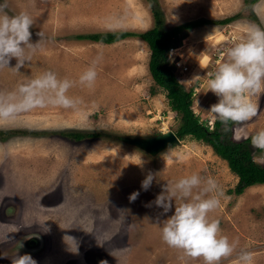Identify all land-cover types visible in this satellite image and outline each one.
Segmentation results:
<instances>
[{"label": "rangeland", "instance_id": "obj_1", "mask_svg": "<svg viewBox=\"0 0 264 264\" xmlns=\"http://www.w3.org/2000/svg\"><path fill=\"white\" fill-rule=\"evenodd\" d=\"M262 1L159 0L169 27L200 20L233 19L226 24L185 30L169 54L177 79L187 91L194 92L193 110L207 124V110L218 100L212 92L206 93L207 73L223 62L226 50L245 35L250 25L264 29L253 12ZM5 4L9 15L24 11L31 16L32 42L40 41L35 51L30 52L31 59L19 71L14 69L15 59L9 67L0 68V92L13 91L19 84L52 71L58 78L74 82L67 95L79 103L75 109L36 108L0 124V131L30 133L16 134L6 140L0 138V264H11L13 256L25 254L22 244L33 235H41L44 240L43 256L49 252L37 264H100L101 261L110 264L112 253H116L106 249L111 243H103V239L95 242L99 236L81 233L76 225L71 236L55 234L56 229L51 228L53 216L60 218L65 207L67 214L73 212L75 218L85 212V208L81 209L86 204L83 201H90L92 194L89 187L83 191L84 184L99 188L95 195L97 205L103 207L101 226L134 230L128 236L129 249H142L137 262L172 264L180 259V264H203L202 258L183 257L179 250L162 241L159 222L172 212L165 215L162 208L150 203L164 185L192 174L203 179L214 178L218 190L223 192L219 197L220 207L209 213V217L220 221L221 235L227 236L236 247L221 264H236L242 250L252 253L253 264H264V185L238 195L239 179L227 162L216 156L210 146L191 138L155 157L129 145L128 138L177 133L180 126V118L168 106L165 91L150 74L151 51L138 38L112 45L80 39L98 33L148 31L154 21L147 1L2 0V5ZM183 60L189 67L185 74L174 68ZM93 65L97 71L95 83L92 87L81 85L80 75ZM253 100L259 105V112L243 125L233 124L230 135L236 142L264 129V93ZM64 131L101 136L81 142L50 136ZM252 150L255 161L264 166V159H260L264 152L253 147ZM5 165L15 167L8 170L4 169ZM128 173L134 176L130 181L125 175ZM149 174L155 179L145 191L141 185ZM107 180L108 187L111 182L114 187L106 194ZM14 188L25 196L27 203L17 200ZM135 192L139 195L130 202L129 197ZM150 206L160 216L149 212ZM174 207L175 201L173 212ZM145 217L151 220L146 221ZM146 224L150 231L160 234L152 235L142 246L143 238L148 235ZM71 241L72 247H66ZM120 241L122 247L127 244Z\"/></svg>", "mask_w": 264, "mask_h": 264}, {"label": "clouds", "instance_id": "obj_2", "mask_svg": "<svg viewBox=\"0 0 264 264\" xmlns=\"http://www.w3.org/2000/svg\"><path fill=\"white\" fill-rule=\"evenodd\" d=\"M5 8L6 4L0 5V68L9 67L11 60L15 59L14 69L19 71L31 59L30 52L35 51L40 40L32 42L30 29L33 20L27 12L9 15ZM37 35L41 37L40 33ZM207 77L206 93L212 92L218 98L207 110L210 130H214L212 125L216 121L229 131L230 123L243 125L257 116L259 105L253 97L264 93V29L250 25L245 35L226 50L223 62L213 72L207 73ZM96 78L97 71L93 65L80 75L79 83L92 87ZM195 78L199 79V76ZM73 86V81L60 79L56 73L47 71L19 84L13 91L0 92V124L36 108L75 109L79 101L67 95ZM199 122L205 124L203 118ZM234 139L240 137L234 136ZM251 145L264 152V129L251 137ZM153 179L155 177L149 174L142 181L145 191L151 187ZM196 189L199 191L194 192ZM210 193L216 194L208 195ZM138 195L139 192L132 193L130 202H134ZM220 196L223 192L218 190L216 180L212 177L203 179L198 174L164 185L154 202H150L162 208L165 215L172 212L159 222L162 241L179 250L183 257L202 258L203 264H221L223 259L233 254L236 244L221 235L220 221L209 217V213L220 207ZM11 264H37V261L25 253L13 257ZM100 264H106V261ZM236 264H253L252 253L242 250Z\"/></svg>", "mask_w": 264, "mask_h": 264}, {"label": "trees", "instance_id": "obj_3", "mask_svg": "<svg viewBox=\"0 0 264 264\" xmlns=\"http://www.w3.org/2000/svg\"><path fill=\"white\" fill-rule=\"evenodd\" d=\"M153 16V27L146 32H108L80 37L81 40L92 41L105 45H112L128 38H138L147 44L151 51L149 71L155 84L166 93L168 106L180 118V126L177 136L180 140L191 138L210 146L216 156L226 161L230 171L238 179L236 193L242 194L246 189L264 185V166L254 159L251 137L244 141L236 142L231 138L230 130L225 131L224 125L219 121L214 123V130H210L208 124H201L200 117L193 110V91H187L179 82L170 65L169 54L179 36L188 29L197 28L206 24H226L230 21H207L200 20L187 24L169 27L159 0H146ZM259 0H255L257 2ZM230 129L233 124H229ZM30 135L28 132L0 131V138L6 140L15 135ZM32 135V134H31ZM38 136V135H35ZM51 137H61L75 142L88 139H99L100 133L64 131L52 133ZM258 152H262L258 149Z\"/></svg>", "mask_w": 264, "mask_h": 264}, {"label": "crops", "instance_id": "obj_4", "mask_svg": "<svg viewBox=\"0 0 264 264\" xmlns=\"http://www.w3.org/2000/svg\"><path fill=\"white\" fill-rule=\"evenodd\" d=\"M0 5H2V0H0ZM253 12L255 13V15H256L257 19L260 21V23L262 25H264V0L255 6ZM62 139H64V138H62ZM11 166L12 165H5L4 169L10 170ZM14 167L15 166H12L13 169H14ZM125 175H126L128 181L132 180L134 177L133 175L130 176L129 173L125 174ZM107 183H108V180L106 181V183L104 185L106 188V194L114 187V183L111 182V187H108ZM85 187H89L91 189L92 197L89 200L90 201L93 200L92 201L93 205L90 203V201H83L86 204L81 209L85 208V212L82 215H79V217H77V218L73 217V212H71L70 214H67V212L65 211L66 207L63 209V211H61V213H62V216H61L62 218L60 217L61 219L58 218L56 215H54L52 223H51V228L56 229L55 234H61V232H62L63 235H65V236H66V234H69V236H71V233H72L71 229H73L74 225H76V228H78L79 232H81V233H85L86 235H97V236H99L96 240H94L95 242H99L100 240L103 239L102 240L103 243H111L113 245V246L111 245L110 247H106V249H110V250L112 249L113 251L114 250L116 251V253L115 252L112 253V257H111L112 262L110 264H144L141 261L137 262V260H136V258L138 259V255L140 254L142 249H141V251H139V248H135V247H130L132 249H129L130 239L128 236L133 234L134 230L132 229L129 231V229H128L126 231L125 230L122 231L121 229L117 228V226H115L116 228H113V229H108L107 227L101 226L99 219L101 222H103L102 221L103 216H101V214H103V207L97 205L96 201H98V197L96 198V195H95V190L99 191V188L97 186L95 187L93 185L84 184V186L82 188L83 191H84ZM13 190H14L13 195L15 193L18 201H21L23 203L28 202L25 199V196H22V194L18 190H15V188ZM103 197L99 198V199L102 200ZM12 202H13L12 206H14V204L17 201L15 200ZM96 211H97V213H96ZM148 211L153 213V214L160 216V213L155 212L153 210V208H151V206H150V209L148 208ZM63 215H65V216H63ZM96 217H98V219H96ZM147 220H151V219L146 218V221ZM155 221H158V220L156 219ZM103 224H105V223H103ZM154 226H156V225H154ZM149 228H151V227L148 224H146L145 230L148 232V235L143 238L142 246L144 245L145 242H147L149 240V238L152 235L160 234L159 232L154 233V230L150 231ZM7 230H8V227H7ZM100 231H102V233H100ZM6 233H9V231H7ZM101 234L103 236H100ZM100 237H102V238H100ZM120 240L127 242V244L124 245V247H122ZM71 245H72V241L69 242V244L66 245V247H68V246L72 247ZM4 248H2V250ZM131 251H132V253H130ZM180 262H181V260L179 259L178 261L172 262V264H180ZM145 264H147V263H145ZM148 264H158V262L155 261V262H151ZM169 264H171V263H169Z\"/></svg>", "mask_w": 264, "mask_h": 264}, {"label": "water", "instance_id": "obj_5", "mask_svg": "<svg viewBox=\"0 0 264 264\" xmlns=\"http://www.w3.org/2000/svg\"><path fill=\"white\" fill-rule=\"evenodd\" d=\"M126 142L129 145L139 148L153 157L173 148L176 145L181 144V140L179 139L177 134L172 131L152 137H145V138L132 137V138H128ZM36 242L38 244L37 249L42 248V245H44L43 244L44 240L40 239L37 235H33L29 238H26L22 244L24 250L34 251L33 248L36 247L35 245ZM29 244L31 245V247H28Z\"/></svg>", "mask_w": 264, "mask_h": 264}, {"label": "flooded vegetation", "instance_id": "obj_6", "mask_svg": "<svg viewBox=\"0 0 264 264\" xmlns=\"http://www.w3.org/2000/svg\"><path fill=\"white\" fill-rule=\"evenodd\" d=\"M12 138V137H11ZM40 239H43L42 238V236L41 235H37ZM44 244V243H43ZM35 245H36V247L35 248H33L34 249V251H31V250H25V252L26 253H29V254H31V256L38 262H40V261H42V260H44L47 256H49L48 255V253H47V255H45V256H43L44 254H45V252H46V249H44V247H45V245H42V248H38L37 249V242L35 243ZM28 247H31V245L29 244V246ZM50 251V250H49ZM19 254V253H18ZM15 256H17V255H15ZM41 256H43L42 258H41ZM14 257V256H13Z\"/></svg>", "mask_w": 264, "mask_h": 264}, {"label": "built area", "instance_id": "obj_7", "mask_svg": "<svg viewBox=\"0 0 264 264\" xmlns=\"http://www.w3.org/2000/svg\"><path fill=\"white\" fill-rule=\"evenodd\" d=\"M169 61L171 62L170 59H169ZM174 68L179 69L182 74H185L189 71V67L187 66V61H185V60H183L181 62H177L176 66H174ZM212 127H213V125H212Z\"/></svg>", "mask_w": 264, "mask_h": 264}]
</instances>
